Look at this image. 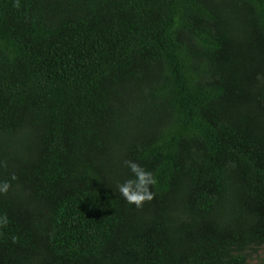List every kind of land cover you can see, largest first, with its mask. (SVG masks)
<instances>
[{
  "label": "trees",
  "instance_id": "1",
  "mask_svg": "<svg viewBox=\"0 0 264 264\" xmlns=\"http://www.w3.org/2000/svg\"><path fill=\"white\" fill-rule=\"evenodd\" d=\"M128 160L157 180L139 209ZM4 181L0 264H245L264 0H0Z\"/></svg>",
  "mask_w": 264,
  "mask_h": 264
},
{
  "label": "clouds",
  "instance_id": "2",
  "mask_svg": "<svg viewBox=\"0 0 264 264\" xmlns=\"http://www.w3.org/2000/svg\"><path fill=\"white\" fill-rule=\"evenodd\" d=\"M19 7V4H16ZM125 165L129 168L132 178L126 180L122 184L117 185L118 191L122 198L130 205L136 208H142L146 202H151L154 199L152 186L157 183L153 172L146 170L137 162L131 160L125 161ZM6 167V164L4 165ZM12 180L16 177L12 176ZM11 184L8 181L0 183V194H7ZM7 216L5 215L0 223L7 224Z\"/></svg>",
  "mask_w": 264,
  "mask_h": 264
},
{
  "label": "rangeland",
  "instance_id": "3",
  "mask_svg": "<svg viewBox=\"0 0 264 264\" xmlns=\"http://www.w3.org/2000/svg\"><path fill=\"white\" fill-rule=\"evenodd\" d=\"M245 264H264V249L262 247H249L244 252Z\"/></svg>",
  "mask_w": 264,
  "mask_h": 264
}]
</instances>
